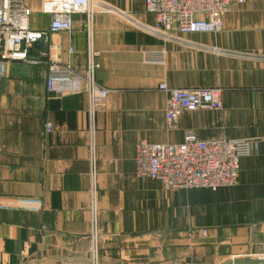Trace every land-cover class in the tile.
I'll return each mask as SVG.
<instances>
[{"label": "crops", "instance_id": "0c3cea01", "mask_svg": "<svg viewBox=\"0 0 264 264\" xmlns=\"http://www.w3.org/2000/svg\"><path fill=\"white\" fill-rule=\"evenodd\" d=\"M98 1L148 27L156 23L144 0ZM42 2L24 0L31 30L48 28ZM92 25L94 79L110 91L93 128L98 264L264 261V61L237 56L264 55V0L231 5L218 34L181 37L194 47L165 43L106 13H96ZM51 41L59 62L84 68L82 15ZM45 50L37 43L29 56ZM160 53L163 64L153 61ZM7 72L0 78V264H90L85 97L47 95L44 65L13 62ZM161 84L218 88L222 109L184 111L167 132ZM189 132L205 141H250L234 187L167 192L135 175L138 142L176 144Z\"/></svg>", "mask_w": 264, "mask_h": 264}, {"label": "built area", "instance_id": "2783aa9c", "mask_svg": "<svg viewBox=\"0 0 264 264\" xmlns=\"http://www.w3.org/2000/svg\"><path fill=\"white\" fill-rule=\"evenodd\" d=\"M246 0H144V10L156 17L152 27L141 24L132 14L125 13L98 0H43L42 12L49 16L46 31L31 30L28 26L30 10L24 0H1L0 2V78L7 79L8 66L21 62L46 68L45 92L60 98L82 94L85 97L87 134L91 150L90 173V264H98L96 248L98 225L96 220L95 188L93 179V133L94 117L103 107L110 91L96 83L98 52L93 47V17L96 13L110 14L130 28L155 36L165 43H183L194 47L181 37L194 34H218L223 27V18L231 5H243ZM84 17L85 64L77 69L69 63H61L55 57L59 49L51 36L68 33L72 29L73 17ZM37 43H44L46 50L37 57L29 52ZM68 53L72 49L68 48ZM153 61L163 64V53ZM238 57L264 61V55L241 54ZM146 62H152L147 58ZM158 90L167 95L164 119L165 130L177 128L184 111H218L222 109L221 90L218 88L170 89L161 84ZM51 125H45L50 133ZM250 141L201 140L193 133H186L182 142L176 144H153L140 141L135 147V175L141 179L158 181L167 192L187 189H203L216 192L234 187L241 159L250 151ZM205 234V231L201 232ZM264 251V245H261Z\"/></svg>", "mask_w": 264, "mask_h": 264}, {"label": "water", "instance_id": "95a60500", "mask_svg": "<svg viewBox=\"0 0 264 264\" xmlns=\"http://www.w3.org/2000/svg\"><path fill=\"white\" fill-rule=\"evenodd\" d=\"M228 264H264V261H241V262H236V261H232Z\"/></svg>", "mask_w": 264, "mask_h": 264}]
</instances>
